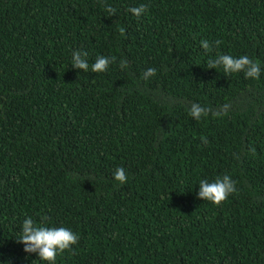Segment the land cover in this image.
I'll return each mask as SVG.
<instances>
[{
    "label": "trees",
    "instance_id": "trees-1",
    "mask_svg": "<svg viewBox=\"0 0 264 264\" xmlns=\"http://www.w3.org/2000/svg\"><path fill=\"white\" fill-rule=\"evenodd\" d=\"M77 49L116 62L78 70ZM221 54L260 78L207 68ZM225 174L221 206L198 197ZM29 216L80 237L56 264H264V0H0V264H47Z\"/></svg>",
    "mask_w": 264,
    "mask_h": 264
},
{
    "label": "clouds",
    "instance_id": "clouds-1",
    "mask_svg": "<svg viewBox=\"0 0 264 264\" xmlns=\"http://www.w3.org/2000/svg\"><path fill=\"white\" fill-rule=\"evenodd\" d=\"M146 5L141 4L139 6H132L128 11L135 17H141L146 11ZM106 12L109 17L115 16L117 9L108 6ZM121 35L125 34V29L120 28ZM217 44L220 42L217 41ZM201 47L206 51L212 50V45L206 39L200 41ZM88 52L80 49L72 52L71 66L78 70L89 71L94 73L105 72L109 66L116 62V57L100 55L96 57V60L91 66L88 63ZM128 62L124 59L120 60V67L126 68ZM222 67L223 72L226 75L242 72L245 78L259 79L262 68L258 61L252 60L247 55L235 57L230 54L218 55L215 59L208 60L207 68L218 69ZM156 74V68L149 67L142 75V79L147 81ZM230 106L224 104L218 111L212 112L211 108H206L198 103H192L189 108L190 116L199 121L204 117H207L209 113L214 116L226 115ZM203 139V138H202ZM114 179L120 184L127 182V172L123 167H117L114 172ZM91 179V178H88ZM236 181L231 178L230 175H223L222 177H216L214 180L201 179L199 181L198 197L203 200L212 202L217 206H221L227 198L236 193ZM47 218H42L46 220ZM21 235L18 242L24 245V251L26 253H37L39 260L47 262V264H56L57 256L64 253L66 250H72V247L79 243L80 237L76 232L68 227H50L46 223H37L32 217H27L21 224Z\"/></svg>",
    "mask_w": 264,
    "mask_h": 264
}]
</instances>
